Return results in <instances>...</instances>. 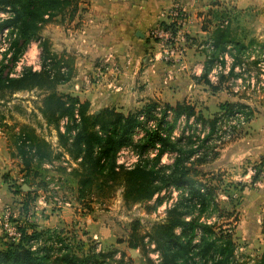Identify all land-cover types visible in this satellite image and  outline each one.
<instances>
[{
  "label": "trees",
  "instance_id": "trees-1",
  "mask_svg": "<svg viewBox=\"0 0 264 264\" xmlns=\"http://www.w3.org/2000/svg\"><path fill=\"white\" fill-rule=\"evenodd\" d=\"M75 1L77 0H0V36L6 31L5 40L7 39L3 56L9 55V61L14 65L30 43L39 42L42 50L39 71L24 68L19 75L11 77L4 72L7 67L0 64V92L6 91L14 95L33 89L47 91L39 111L46 125L56 131L60 150L53 154L43 139L18 133L17 156L22 161L26 174L30 172L31 162L41 166L67 157V163L76 164L70 173L75 174L78 179L79 199L91 193L92 189L101 191L104 187H114L117 184L123 189L125 203L139 204L150 202L166 189L174 188L178 192V200L166 211L164 221L154 224L148 235V242L154 246L153 251L158 253L159 262L154 263L146 255L145 264H233L236 245L230 229L216 232L213 223L204 221V216L211 218L213 212L217 211V187H210L207 183L208 173L202 172L199 167L204 165V159L208 157L201 154L202 145L219 128V122L236 113L246 115L249 107L240 102H225L219 105V111L212 119H204L196 114L191 105L183 103L171 107L165 104L154 129H147L138 117L143 115L147 120L152 119L153 112L159 106L155 102L126 114L112 107L93 113L90 112L88 101L56 93L58 85L66 84L74 77L73 68L70 59L68 62L64 61L61 55L50 52L48 43L40 41L39 31L43 24L51 22L58 15L72 12ZM160 25L165 27L163 23ZM213 46L207 71H211L218 57L227 52V46ZM239 64L234 57L229 74ZM207 71L202 74L201 79L209 87L216 88L220 81L212 84L207 77L210 71ZM168 111L172 113L170 121H167ZM247 115L249 116L248 113ZM181 117L185 118L186 127L190 128V119H193L194 125L209 127V133L200 141V146L191 142V137L185 135L184 128L179 137L171 138ZM63 119L66 122L61 132L60 124ZM0 121L3 122L4 118L0 117ZM138 129L143 134L135 139ZM183 140L187 141L186 144H182ZM156 145H159L157 152L150 158L149 151L155 149ZM123 149H130L138 156V161L131 168L117 164L118 154ZM166 154L173 156L172 162L161 164V159ZM254 179H257V175ZM24 195L28 199L32 193L26 192ZM160 203L159 197L153 208ZM28 206L26 202L22 207L25 214L28 213ZM137 225L135 223L132 227V241L129 242L131 249H137L143 244V237L135 233ZM30 229L29 233L25 227L20 229L22 236L18 243L3 245L0 249V264H109L107 260L114 256L113 252L91 251L79 257L56 231L37 230L35 227ZM257 264H264V256Z\"/></svg>",
  "mask_w": 264,
  "mask_h": 264
},
{
  "label": "rangeland",
  "instance_id": "rangeland-1",
  "mask_svg": "<svg viewBox=\"0 0 264 264\" xmlns=\"http://www.w3.org/2000/svg\"><path fill=\"white\" fill-rule=\"evenodd\" d=\"M223 16L218 21L216 20L217 24L222 25L227 22L229 27L237 26L236 18L232 15ZM182 29L183 27L180 29L181 34L177 41L171 43L172 49L175 48L176 52L181 47L179 46L180 42L188 43L185 38L186 34H182ZM67 30V12H65L63 15H58L51 22L43 24L39 31V37L41 42L46 41L48 43L51 53L60 56L62 52V60L68 62L70 56L66 53V44L61 42L66 39ZM254 30L252 28V31ZM152 40L156 43L157 54L160 53L161 46L159 42L156 39ZM6 46L7 39L5 40V36L3 37L2 33L0 36V64L7 67L4 70L6 74L16 77L24 68H30L33 71L40 70L42 50L39 42L30 43L14 65L10 63L9 55L3 56ZM256 50L260 51L261 49L259 46H252L248 54L245 53L244 57H238L240 62L238 71H235L233 76H229L228 79V72L226 71L227 63L230 65L228 60H226L225 67L221 65L220 70L216 66L212 67L209 76L211 74L212 78V75H216L215 79H213L215 84L220 81V76L227 79L221 91L213 94L204 85L187 88V97L195 103L196 108L205 119H212L217 111L218 104L224 101L240 102L246 106L248 104L244 101L249 102L248 100H251L252 106L259 105L263 101L261 95L264 88L260 85L262 72L259 70L262 66H257L259 60L263 58L262 54L255 52ZM151 59H154V54ZM158 61L165 63V66L170 63L174 64V61L164 62L160 59ZM150 62L154 63L153 60ZM194 66L198 68V65ZM104 70L100 67L96 71L77 72L68 83L58 85L55 92L75 95L83 94L89 88V92L97 96L98 94L95 90L99 82L104 78ZM98 71L101 76L97 75ZM192 71L193 69L190 70L189 77L194 76L195 72ZM47 93L45 90L36 89L18 92L14 95H10L6 91L0 92V117L4 118L3 122L0 121V137L3 138L1 140L2 144L5 142L9 149V162L17 163L12 164L14 168L12 167L8 173V180L12 185V194L14 196V200L11 203L12 207L8 210L15 215L17 222L21 223L29 233L31 227L40 230V219L49 220L50 214L52 215L56 212L61 214L62 208H65L69 210L68 221L65 222V220L60 218V224L53 230L60 234L65 243L70 246L69 249L77 256H83L91 251L97 253L113 252L114 256L112 259L107 260L109 264H145L146 255L153 261L151 256L155 252L148 242V235L154 224L164 221L166 211L178 200V196H172L171 187L159 194L158 198H161V203L154 209L155 201L158 199L157 196L150 202L139 204L125 203L122 197L123 189L117 184L114 187H104L101 191L92 189L91 193H87L84 198L79 199L77 191L78 179L75 174L70 173L67 169L71 167L67 163V158L54 160L50 164L41 166L36 162H31L30 172L26 175L21 173L22 167L20 163L22 161L17 156L16 149L18 133L20 135H35L48 143L53 154L60 152L57 145L56 131L46 125L39 111ZM107 95L109 96L110 92ZM112 104L107 99L104 105L113 108ZM124 105L121 109L125 114L137 110L130 101ZM103 107L92 105L90 112L98 111ZM159 107L162 109L163 105L159 104ZM248 111L242 120L233 118L232 120L221 121L220 127L222 128L220 129L221 132L216 135L217 139L202 145L201 154L208 157L204 159V165L199 167L202 172L208 173L207 183L211 185L210 187L213 189L217 187V211L213 212L211 218L208 215V217L204 216V221L213 223L216 232L219 230L226 232L230 229L236 245L233 264H254L257 253V249L252 245L253 243H248L243 239L244 234L240 225L235 226L237 225L236 222L241 220L240 206L235 207L239 200V188L243 184H250V177L256 173L264 177V169L262 167H250L248 164L250 161H247L242 156V139L250 118L247 113L249 115L250 113L252 114V108L249 107ZM185 125L184 120L179 122V126L176 128V135L179 137L184 128L186 131L185 135L191 137V142L195 143L196 146H200L201 138L207 135L205 125L199 124L200 126H196L189 124L190 128ZM186 142V140H183L182 144H186ZM172 158V155H164L161 159V164H170ZM118 160L132 164L135 161V157L129 149H125L120 152ZM23 185H26L29 190L22 191ZM5 191L7 192V188H5ZM26 192L32 193L28 199L24 195ZM26 202L29 205L27 208L30 212L29 214H25L24 208L22 209ZM235 219H237L236 222ZM135 223H138L135 233L143 237V244L139 245L137 249H131L129 247V242L132 241L130 235ZM9 243L10 241L0 231V249L3 248L4 244L8 245ZM131 250L135 251L134 255L131 254Z\"/></svg>",
  "mask_w": 264,
  "mask_h": 264
},
{
  "label": "crops",
  "instance_id": "crops-1",
  "mask_svg": "<svg viewBox=\"0 0 264 264\" xmlns=\"http://www.w3.org/2000/svg\"><path fill=\"white\" fill-rule=\"evenodd\" d=\"M175 5L186 14L187 24L182 34H186L188 43L180 42L174 64L165 66V63L156 60L159 53L149 32L167 21L165 15ZM73 7L72 12H67L68 30L66 39L61 42L66 44L74 76L77 72L96 71L100 67L105 69L104 78L95 90L97 96L91 94L89 88L83 92L85 95H73L80 101H88L90 107L105 108L107 106L104 104L109 99L116 111L125 114L121 107L129 101L135 109L150 102L171 107L184 103L193 106L196 114L205 119L195 103L187 97V88L204 85L215 94L222 90L224 82L234 73L228 74L227 79L222 76L216 88L209 87L201 79L209 69V57L212 56L203 48L205 44L211 41L218 48L234 47L229 52L238 62V57L248 54L252 46L264 50V0H77ZM223 15L236 18L237 26L220 27L217 21ZM252 28L255 30L252 31ZM153 54L154 59H151ZM262 58L257 66L264 64ZM152 60L154 63L150 62ZM194 65H198V68ZM263 68L264 65L259 69L262 72V88ZM191 69L195 73L189 77ZM261 99L263 101L256 106H252L251 100L244 101L252 108V114L249 115L248 127L242 139V156L250 161V167L264 169V89ZM225 102L231 103H219L215 114L219 111V105ZM98 111L94 110L93 113ZM2 139L0 137V217L12 207L14 196L8 173L14 168L12 164H17L9 162V149L5 142L2 144ZM20 165L21 173L26 175L23 164ZM250 178V184H243L239 188V200L235 207L240 206L241 220L235 226L240 225L243 239L252 242L257 249V264L264 256V177L256 173ZM59 214H50L49 220L40 219V230H53L60 224V218L68 221L69 210L62 208Z\"/></svg>",
  "mask_w": 264,
  "mask_h": 264
},
{
  "label": "built area",
  "instance_id": "built-area-1",
  "mask_svg": "<svg viewBox=\"0 0 264 264\" xmlns=\"http://www.w3.org/2000/svg\"><path fill=\"white\" fill-rule=\"evenodd\" d=\"M165 18H166L167 21L165 23H163V24L165 25L166 28L164 26H161V25L156 26L155 28H153L149 32V37L152 38V39H156L159 42L160 46H161V51L159 53V58L156 59V60L160 59V60H162L164 62H167V61H172L173 62V61H175L174 57L176 55V50H175V48L172 49L171 43H173L174 41H177L178 37L181 34L180 29L187 24V17H186L185 12L179 6L175 5L172 8H170V10L168 11L167 15H165ZM226 25H227V22H224L222 24V26H226ZM5 32L3 33V37L5 36ZM203 48L207 49V53H209V54L211 52H213V50H214V46L211 43V41H208ZM229 51H232L231 47H227V52L224 53L223 55H220L218 57V60L215 61L214 65H213V67L216 66L220 70L221 65L223 67H225L226 60H228L230 62V65L228 63L226 65V71L228 72L227 75L229 74V72L231 70V67H232V64L234 63V55L230 54ZM255 52H257L259 54H262V57H264V50L263 49H261L260 51L256 50ZM263 65L264 64L262 63L261 66H263ZM238 67H239V65L234 67L233 68V72L238 71ZM242 70H243V68H242ZM226 71H224V73H226ZM213 72H215V71H213ZM97 75L101 76V73L98 71ZM215 76L216 75H212V78H211V74H210V76H209V74L207 76L209 81L212 84H215L214 81H213V79H215ZM251 83L253 84V80H251ZM162 109L158 106L156 108V110L153 112V118L152 119L147 120L143 115H141V116L138 117V120L140 121V123H142V124L144 123V125H145V127L147 129H154L156 121L159 120L160 117H161ZM167 115H168L167 116V121H170V119L172 117V113L170 111H168ZM243 117H245L244 114L236 113L234 116H231L228 119L224 118L221 121H226V120L228 121V120H232L233 118H237V119L242 120ZM182 120H184V122L186 124L185 118L181 117L177 121V126H179V122L182 121ZM221 121L218 124L219 128H217L216 132H214L211 135L209 142L214 141V140L217 139L216 135L221 132L220 129L222 128V127H220ZM65 122H66L65 119H63L61 121V124H60V131L61 132H63V125L65 124ZM189 124H191V125L194 124L193 119H190L188 121V125ZM198 125L199 124H197L196 126H198ZM177 126H176V128H177ZM176 128H175L171 138H174V137L177 138L178 137V135H176ZM205 129H207V133L206 134L208 135L209 127L206 125ZM142 134H143L142 130L138 129V130H136L134 138L138 139V138H140L142 136ZM0 135H1V133H0ZM160 135L165 137V134L163 132H160ZM205 136L206 135H204L201 139H203ZM158 147H159V145H156L155 149L149 151V157L150 158L155 156V153L157 152L156 150H157ZM123 150H125V149H123ZM131 153H133V152L131 151ZM119 154H118V157H119ZM134 157H135V161L132 164L123 163V162H120L119 160H117V164L118 165H122L125 168H131L138 161V156L134 154ZM67 160H68V158H67ZM69 165L71 166L70 168H67L69 171L72 168L76 167L75 163H69ZM170 190H171L172 196L176 197L178 192L174 188H170ZM29 213L30 212L28 211L27 214H29ZM0 228H1V231L3 232V234H4V236H5V238L7 240H9L11 243H18L20 238H21V236H22V233H21L20 229L24 228V227L21 225V223L17 222V219H16L15 215H13L12 212H10L8 209H6L3 212V214L1 215V217H0ZM151 247L154 249L153 245H151ZM151 257H152L154 263H158L159 262V255H158L157 252H155L154 255H152Z\"/></svg>",
  "mask_w": 264,
  "mask_h": 264
},
{
  "label": "water",
  "instance_id": "water-1",
  "mask_svg": "<svg viewBox=\"0 0 264 264\" xmlns=\"http://www.w3.org/2000/svg\"><path fill=\"white\" fill-rule=\"evenodd\" d=\"M27 190H29V188H28L26 185H23V187H22V191L25 192V191H27ZM130 252H131L132 255L135 254V251H134V250H131Z\"/></svg>",
  "mask_w": 264,
  "mask_h": 264
}]
</instances>
